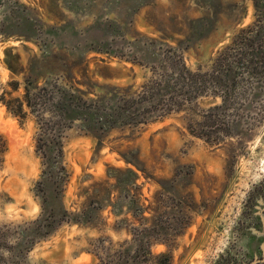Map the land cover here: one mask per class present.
I'll use <instances>...</instances> for the list:
<instances>
[{"label":"rangeland","instance_id":"rangeland-1","mask_svg":"<svg viewBox=\"0 0 264 264\" xmlns=\"http://www.w3.org/2000/svg\"><path fill=\"white\" fill-rule=\"evenodd\" d=\"M28 84L81 90L96 119L122 95L149 117L89 128L52 96L16 116ZM46 199L68 212L48 233ZM256 219L264 0H0V264H237Z\"/></svg>","mask_w":264,"mask_h":264},{"label":"trees","instance_id":"trees-1","mask_svg":"<svg viewBox=\"0 0 264 264\" xmlns=\"http://www.w3.org/2000/svg\"><path fill=\"white\" fill-rule=\"evenodd\" d=\"M190 78L194 82L197 74L190 72ZM36 91L34 92V97L31 96V87L28 85L25 86V95L22 99L18 98L17 100L19 103V109L13 110L12 112L16 116H22L25 114L23 112V107L26 104L29 106L32 111L34 110L35 105L38 103L40 105H47L48 96H52L53 102L52 105L55 108V112L60 115V117L69 120L75 119H86L88 120L86 123L87 127L94 128V127H112L115 125H125L134 122H146L148 120V114H142L137 106V102L133 99H127L126 96L122 95L120 98L122 99L121 105L117 108L116 111L108 112L103 114L98 119L95 118V114L91 112L90 109V102L88 99L84 97V92L81 90H73L68 89L66 87L59 86L57 90L54 91H46L45 87H34ZM56 91V92H55ZM56 96H53V95ZM146 97V96H143ZM87 115L88 116L87 118ZM86 117V118H85ZM49 142L48 149L49 152L44 149V157L46 158V162L48 163V169L45 170L47 175H53L55 168L60 165L61 172L65 171V166L63 165L62 157H63V149L62 146H55L50 144ZM57 150L55 153L54 151ZM44 209L48 212V217L45 218L48 222L40 223L41 226H45L46 233L50 232L51 229L55 226V221L57 218L59 220L64 219L67 216V210L63 205L62 201L52 200V205L50 206L49 201L47 199L44 200ZM54 201V202H53ZM47 202V204H46ZM54 203V205H53ZM44 233V232H43Z\"/></svg>","mask_w":264,"mask_h":264},{"label":"flooded vegetation","instance_id":"flooded-vegetation-1","mask_svg":"<svg viewBox=\"0 0 264 264\" xmlns=\"http://www.w3.org/2000/svg\"><path fill=\"white\" fill-rule=\"evenodd\" d=\"M258 220V219H256ZM258 227L261 226L263 227L262 219L258 220ZM253 225L257 224L253 222ZM248 233V234H247ZM251 230L247 232L246 228L245 230L242 231V234L240 236L235 237L232 244V248L229 250V255L232 254L234 257L237 259V264H246L247 260L246 259H254L255 264L261 263V261L264 262V247L262 244L264 243V239L257 240L256 237L250 234ZM244 237V240H242ZM242 243V244H241ZM242 246L241 250L239 253H236V247ZM225 257V256H224ZM229 263V262H228ZM226 261L223 259L218 262V264H228Z\"/></svg>","mask_w":264,"mask_h":264}]
</instances>
